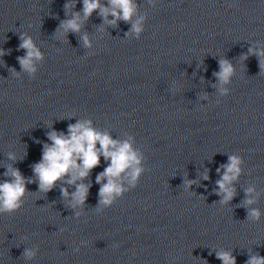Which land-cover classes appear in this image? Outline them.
Segmentation results:
<instances>
[{
  "label": "clouds",
  "instance_id": "obj_1",
  "mask_svg": "<svg viewBox=\"0 0 264 264\" xmlns=\"http://www.w3.org/2000/svg\"><path fill=\"white\" fill-rule=\"evenodd\" d=\"M65 9L74 7L73 3H65ZM138 5L135 0H108L107 5H102L101 0H82L83 18L88 19L93 12H98L106 23L115 25L118 20L132 22L133 16L137 12ZM67 14V12H66ZM111 15L112 19L108 20ZM145 17L132 22L131 32H134L137 38L144 31L143 21ZM81 16L79 13L73 15L72 18L62 22L61 27L64 32H79L81 29ZM21 43L19 47L26 51L23 57H18L21 70L29 74L36 72L35 62L43 59V54L35 45L33 39L22 34L20 36ZM85 46H90L88 37H82ZM249 49V52H252ZM5 50L0 49V57L4 56ZM255 55L264 57V51L255 52ZM261 68L264 69V60L261 61ZM15 74V70H12ZM234 73L233 65L227 60L220 61V71L214 73L222 84L230 82ZM227 92V89H222ZM50 144L45 143L43 146L42 157L39 162L32 165L33 175L36 180L25 178L18 168L7 166L4 176L7 177L0 182V215L12 214L18 211L24 203L25 195L28 191L27 184L38 183L39 191L42 193L50 192L58 181L66 175H71L68 184H75L77 180L87 178L92 169L101 163V156L108 161V166L96 177V182L101 184L99 195L100 204L110 207L117 197L123 195L128 189L124 188L121 179H127L130 187H135L140 176L145 169L141 167L142 156L132 146L131 139L119 141L113 139L107 133H101L91 126L90 121L77 122L68 127V135L52 131L48 133ZM99 144V148H97ZM8 158L15 160L14 154L9 153ZM229 163L222 165L224 169L223 175L218 180L217 195H222L221 204L230 202L234 195L235 189L232 187L233 181H236L240 174V165L242 160L240 157L229 156ZM219 172L220 169H217ZM204 179H208L205 175ZM107 181L104 183L103 181ZM189 184L191 182H188ZM90 185L84 183L76 184V191L71 193L73 207L83 205L88 196ZM254 189L249 187L246 190V196L249 197L244 201V205L254 204L255 197L252 196ZM61 195L68 197L70 194L67 188H61ZM79 215V213H77ZM261 213L259 209L248 208V219L259 220ZM76 251H79L77 248ZM22 255L31 259L36 255L32 249H25ZM216 259L222 264H236V257L230 251L216 252ZM207 264V261H205ZM245 264H264V256L258 253L249 255Z\"/></svg>",
  "mask_w": 264,
  "mask_h": 264
}]
</instances>
